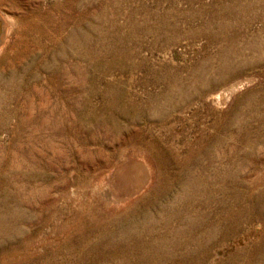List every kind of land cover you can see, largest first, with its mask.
<instances>
[{"label":"rangeland","instance_id":"374dc122","mask_svg":"<svg viewBox=\"0 0 264 264\" xmlns=\"http://www.w3.org/2000/svg\"><path fill=\"white\" fill-rule=\"evenodd\" d=\"M0 14V264H264V0Z\"/></svg>","mask_w":264,"mask_h":264},{"label":"bare ground","instance_id":"6f19581e","mask_svg":"<svg viewBox=\"0 0 264 264\" xmlns=\"http://www.w3.org/2000/svg\"><path fill=\"white\" fill-rule=\"evenodd\" d=\"M12 23L11 20L0 14V52L7 43V35L9 31V24ZM222 97H218L221 99ZM225 101V100H224ZM117 188V187H116Z\"/></svg>","mask_w":264,"mask_h":264}]
</instances>
